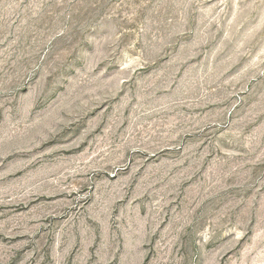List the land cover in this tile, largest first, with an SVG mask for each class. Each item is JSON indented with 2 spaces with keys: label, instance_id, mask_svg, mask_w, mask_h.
I'll return each instance as SVG.
<instances>
[{
  "label": "rangeland",
  "instance_id": "1",
  "mask_svg": "<svg viewBox=\"0 0 264 264\" xmlns=\"http://www.w3.org/2000/svg\"><path fill=\"white\" fill-rule=\"evenodd\" d=\"M0 264H264V0H0Z\"/></svg>",
  "mask_w": 264,
  "mask_h": 264
}]
</instances>
